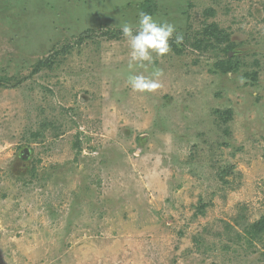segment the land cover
Wrapping results in <instances>:
<instances>
[{
    "label": "rangeland",
    "instance_id": "374dc122",
    "mask_svg": "<svg viewBox=\"0 0 264 264\" xmlns=\"http://www.w3.org/2000/svg\"><path fill=\"white\" fill-rule=\"evenodd\" d=\"M140 11L183 35L145 94ZM263 218L264 0H0V264H264Z\"/></svg>",
    "mask_w": 264,
    "mask_h": 264
},
{
    "label": "clouds",
    "instance_id": "9594fccd",
    "mask_svg": "<svg viewBox=\"0 0 264 264\" xmlns=\"http://www.w3.org/2000/svg\"><path fill=\"white\" fill-rule=\"evenodd\" d=\"M135 27V31L133 30ZM123 37L129 45V61L126 82L131 91L145 94L153 93L162 87L163 70L156 67L155 59L168 55L171 51L169 43L173 38L177 44L183 42V35L176 33L174 24L167 21H157L152 14L140 11L137 25L123 22L121 26ZM150 71V75L136 74V69ZM243 76L238 77V83H245Z\"/></svg>",
    "mask_w": 264,
    "mask_h": 264
},
{
    "label": "trees",
    "instance_id": "16d2710c",
    "mask_svg": "<svg viewBox=\"0 0 264 264\" xmlns=\"http://www.w3.org/2000/svg\"><path fill=\"white\" fill-rule=\"evenodd\" d=\"M110 36V35H109ZM235 43L230 41L229 34L220 29L216 23H210L203 26V30L200 33H196V36L193 37L192 47L198 50H207L211 48H216L219 52L224 53L226 58L220 60L219 67L225 71H232L238 68V62L233 58L227 57V52L233 50L235 47ZM38 64H47L50 65V59H47L45 62H39ZM245 77H251L253 80L256 79V71L247 72L244 71ZM226 114H230V111H225ZM228 116V115H227ZM227 118H225L226 120ZM248 231H251V234H258L259 232H264V218L262 222H257L255 224H251Z\"/></svg>",
    "mask_w": 264,
    "mask_h": 264
}]
</instances>
